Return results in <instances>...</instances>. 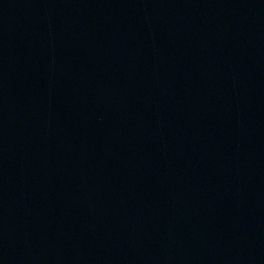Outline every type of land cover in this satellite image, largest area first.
<instances>
[{"label": "water", "instance_id": "water-1", "mask_svg": "<svg viewBox=\"0 0 264 264\" xmlns=\"http://www.w3.org/2000/svg\"><path fill=\"white\" fill-rule=\"evenodd\" d=\"M0 264H264V0H0Z\"/></svg>", "mask_w": 264, "mask_h": 264}]
</instances>
